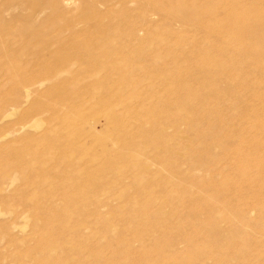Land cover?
<instances>
[{
  "label": "bare ground",
  "instance_id": "bare-ground-1",
  "mask_svg": "<svg viewBox=\"0 0 264 264\" xmlns=\"http://www.w3.org/2000/svg\"><path fill=\"white\" fill-rule=\"evenodd\" d=\"M40 1L39 11H54L52 17L43 20L40 25L28 20L26 27L20 25L13 30H5L6 34L15 31L18 38L28 34L29 39L25 44L28 47L32 45L30 53L33 58L26 59L21 67V50L14 58L16 61L8 57L6 69L10 78L18 81L20 88L24 83V89L22 100L21 97H13V104L4 113L9 115L18 111L24 99L35 95L38 103L33 108L37 112L46 110L49 115L44 120L38 114L31 124L21 123L37 129L45 124V128L38 134H27L21 138L17 135L21 124L12 125L5 131L17 137H12L2 146L11 159V166L10 173L5 171L0 174L2 183L11 178L21 180V175L25 176L27 173V184L36 191L44 192L46 197L59 194L69 199L62 206L51 201L40 204L39 212L46 223L43 229L54 228L56 231H46L43 235L44 240L41 242L44 241V244L39 249L35 264L194 263L187 261L179 245L185 240L190 243L189 238H183L179 233L171 234L165 228L168 218L161 216L153 219L151 224L144 221L152 220L148 211L155 204L161 211L168 207L171 212H177V207L183 203L180 193L191 191L196 185L192 182L198 179L195 172L206 173L211 165L227 159L229 152L226 151V144L230 136L221 127L227 119L225 112L234 111L241 117L246 110H250L248 106L241 107L244 92L250 90V93L258 94L264 86V77L258 78L259 74H264V12L258 10L260 6L264 8V0H167L168 15L178 19L181 22L179 25H191L195 30L204 31L206 40L192 41L190 44L194 49L187 52L181 50L185 41H168V50H155L157 46H153L155 43L149 39V17L152 14L146 5L140 10V27H136L130 19H125L124 24L122 20L118 22L113 15L116 5L122 6L126 15L133 12L127 5L137 0H92L90 8H94L90 12L95 15L94 18L99 14L95 9L98 3L104 6V14L109 17L113 15L101 35L94 31L98 27L91 26L93 20L84 15L77 13L62 18L63 9L73 6L77 3L76 0ZM240 1H246L247 6L242 7ZM35 12L37 10H33L28 16L33 18ZM78 22L81 23L80 28H76ZM165 28L176 33L171 23L166 24ZM48 30L55 33H52L50 39L44 34ZM62 30L71 33L69 39L62 38ZM124 32L125 35H122ZM119 37L122 38L114 39ZM165 41L156 42L164 46ZM3 45L4 42L0 41V52ZM34 65H39L42 72L26 77L28 67ZM171 68L174 73L170 72ZM149 70H155L156 73L151 74ZM95 73L100 75L93 78ZM139 74V83L169 80L181 84L192 79L196 87L202 90H183V95L196 94L204 99L199 102L178 99L163 104L145 102L138 111H157L165 116L147 121L146 123L150 122L154 126L152 129L145 128L144 120L139 122L137 130L140 133L138 139H135L128 133L129 125L121 110L126 113L138 111L130 106V102L125 104L124 100L114 98L116 91L119 93L114 87H128L133 83L131 78ZM32 76L36 80L33 81ZM219 84L234 86V93L239 99L227 100L229 104L216 99L215 106L209 108V101L205 96L219 97L228 94L225 89H216ZM102 87H107V90L101 92ZM259 95L262 96L261 93ZM252 109L255 110L256 107ZM260 110H264V103L259 104L258 112ZM85 111L95 115L103 114L102 120L107 125L112 124L115 130L103 132L102 129H96L98 127L95 128V123L100 117H93L89 122L83 118ZM85 122L90 126L89 131L82 128ZM261 123V120H253L252 126L259 127ZM201 124L207 125L206 132L197 131ZM182 125L189 132L187 136H182ZM58 128H71L72 132L54 135ZM86 136L91 137L100 147L98 152H86L84 145H70L72 139L81 140ZM108 137L113 141V157L105 154L109 150L105 144ZM194 137H203L207 144L195 153L177 150L169 152L179 144L184 151H188L190 145L183 144L182 140L190 142ZM235 143L243 144L244 138L238 137ZM150 149L153 150L152 154L149 153ZM231 155L232 158L243 161L264 160L257 153ZM179 161L185 162L187 169L181 170ZM41 163L46 165L47 170L39 167ZM151 164L156 165L155 169L151 168ZM221 171L216 169L217 175ZM224 176L227 177V174ZM203 187V184H198L201 195ZM220 189L227 192L225 187ZM131 190L133 192L129 194ZM156 190H161L167 203L160 202L162 194H158ZM115 191H118L114 196L118 206L114 208L109 205V211L102 212L97 194ZM35 192L26 199L37 197ZM126 196L132 198L129 204L127 200H122ZM136 197H147L150 201L141 204L138 209V202L133 201ZM218 204L220 203H214L213 206ZM225 207L226 205H222L223 209L210 211L209 225H205L207 230L204 232L198 228L197 234L200 231L205 240L219 245L228 238L239 237L242 231L256 234L261 228L264 229V219L257 225H250L246 222V216L240 215V212H222ZM70 208L78 211L73 214L67 211ZM52 210L55 212L51 214ZM115 218H119L121 224H117ZM55 219L60 222L53 226ZM222 220L229 226L221 228L219 222ZM144 223H149L150 226ZM37 226L35 224V228ZM228 247L230 246L226 245L225 249ZM199 249L203 253L198 257L203 258L209 254L216 264H232V253H220L206 246ZM191 250L195 252V249ZM239 251L243 253L245 249ZM199 252L197 250L196 253ZM13 257L14 264H21V255L15 254Z\"/></svg>",
  "mask_w": 264,
  "mask_h": 264
},
{
  "label": "rangeland",
  "instance_id": "rangeland-1",
  "mask_svg": "<svg viewBox=\"0 0 264 264\" xmlns=\"http://www.w3.org/2000/svg\"><path fill=\"white\" fill-rule=\"evenodd\" d=\"M76 1L77 3H75L73 6L63 9L62 18H67L69 15H75L77 13L81 16L84 15L85 18L93 20L91 22V26H93L94 28L98 27L96 28L97 31L96 29H94V31L100 35L102 31L104 32L106 25L110 24L108 20L110 17L112 19L113 15H115L118 22L122 20L124 24L126 22L124 21L125 19H130L136 27H140V17H142V13L140 10L145 8L146 5L149 13L152 14L149 17L151 22L149 39L151 38V40H153V43H155L153 44V46H157L155 50L159 52H165V50H168V41H185L186 47L183 45L181 50H183V52H187L194 49V47H192L190 44L192 41L206 40L203 30H195L191 25H187L188 27L179 25L181 24V22L178 21V19L176 20L174 17H170L168 15L167 10H169V8L168 6H166L167 0H137L133 4L131 3L127 5V8L133 9V12L126 15H124L121 9L123 7H119L118 4L113 9V15H110V17L104 14V6L98 3L95 7L97 12H99L97 18H94L95 15L90 12V10L94 8H90L92 0ZM239 4L242 7L247 6L246 1H240ZM17 5L20 6L21 9H19ZM40 5V0H8L7 3L4 0H0V41L4 42L3 49L0 52V134L7 131L9 128H11L10 126L12 125L16 126L20 125L21 123L31 124V122L35 118V115L40 114V117H42L44 120L45 117L49 115L46 110L41 109L39 110V112H37L33 108L34 105L38 103L36 101L35 95L29 97L28 99H24L22 104L20 105L21 108L19 107L18 111L13 112L9 115L4 113L6 109H8L11 104H13V97H21L22 100V90L24 89L22 86L24 85V83L21 84L20 88L18 85V81L12 80L10 78V73L6 69L9 62L8 57L12 58L10 60L16 61L14 58L19 50H21V67L24 65L26 59L29 60L33 58L31 55L32 53H30L32 45L28 47L25 44L29 39L28 34L21 35V38H18L15 31L6 34L5 30H13L16 28V26L20 25L21 27H26L28 20L34 22L35 25H40L47 18L54 15V11H51L49 9L40 12ZM33 10H37V12H35L36 14L33 13L34 17L31 18L28 15ZM258 10L262 13L264 12V8L262 6H260ZM102 17L103 20L101 19ZM168 23H171L172 28L175 29L176 33H171L166 30L165 25ZM80 27L81 23L78 22L76 24V28ZM122 28L123 25L121 26V29ZM61 32L62 38L64 37L63 39H69L71 33L68 30H62ZM52 33L55 34L51 30L44 32L45 35L47 34L48 39L51 38ZM122 35H125V32ZM120 38L122 37L114 39ZM157 40H166L164 42V46L158 45V43L156 42ZM39 68V65L28 67L26 77H30L29 75H39L42 72V70ZM170 70L171 73H174L173 68H171ZM154 71L155 70H149L151 74H155L156 72ZM140 74L137 77L135 76L131 78V83H133H130L131 85H129L128 87L122 86L121 88V85H119L118 87H114L115 89L113 88L114 90L119 91V93H117L116 91L114 98L124 100L126 102L125 104H127V102H130V106L135 108L137 111L138 109H140V106L144 105L145 102H149L151 104L159 102L160 104H163L166 101L178 99H193L195 100V102H199L200 100L204 99L201 95L196 94L189 96L183 95V90H193L198 92L202 90L196 87V84L192 79H187L181 84L173 83L169 80L162 81L161 83H152V81L139 83V80L141 79L143 73L141 74V76ZM98 75L100 74L95 73L93 78H95L96 76L98 77ZM32 77L33 78L31 79L33 81L36 80V77ZM262 77H264V74L258 75V78ZM216 89H221V91L225 89L228 94H225V96L221 95L219 97H213L212 95L205 96V98L209 101L207 106L209 108L215 106L214 103L217 102L216 99H219L220 101L224 100L223 103L225 104H229L227 100L239 99L238 95L234 93L235 89L232 85L224 86L223 84H219ZM106 90L107 87L101 88V92H105ZM259 93H261L262 96L259 95ZM259 93L253 94L252 92L250 93V90L244 92L243 97H241L243 99L241 107L244 108L245 106H248V109L250 110H246L244 115L242 114L241 117L240 114L237 115L234 111L225 112V117H227V119L225 124H221V127L230 136L229 138H227L226 144V151L229 152L227 159L225 161H218V163L211 165L210 169L206 173L201 171L195 172L198 179L196 182H192L196 183V185L191 191L180 193L181 198H183V203L177 207V212H171L168 207H164V209L161 211V209L157 208V204L153 205V207L148 211L149 215H151L152 217V220L147 219L144 222H150L151 224V221L153 222V219L156 220V218H159L161 216L166 217L168 219L165 228L169 230L171 234L172 232L174 233V235L179 233L183 238H189L190 243L185 240L184 243L179 244L189 263L194 262L192 264H198L199 262H201V264H216L214 262L213 256H210L209 254H207V256H204L203 258L198 257L200 253H203L199 248L203 249L206 246L207 248H212L214 251H218L220 253L222 251L227 254H234L231 262L232 264H264V229L262 228L258 230L256 234H251L248 231H242V234L239 237L228 238V240L222 241L221 243L225 244L224 246H221L222 244L216 245L215 243L205 240L203 234H201L200 231H198V234L196 232L198 228L204 232L207 230L205 225H209V212L213 209H223L222 205H226L227 207H225V210H222V212H240V215L246 216L247 221H244H246L250 225H257L264 219V160L256 161L255 159H250L243 161L238 158H232L231 155L237 153V155L242 154L244 156L257 153L264 157V147H262L264 146V110H260L258 112L259 104L264 103V86L263 88H261ZM254 107H256L255 110L252 109ZM84 108H86V106ZM121 114L126 116L125 120L129 125L127 126V128L129 129L128 133H131L133 135V138L136 137L135 139H138V135L140 133L137 130V124L139 122L144 120L143 123H145V128L148 129L151 127L152 129V127L154 126H152L150 122H146L151 118H164L165 116V114H159L157 111H154L153 113L140 111L126 113L124 112V110H121ZM102 115L103 114L95 115L93 113L85 111V115L83 118L84 120H91L93 117H100V120L95 123V128L98 127L96 129H102L103 132L105 130H115L113 129L114 126L112 124L107 125L106 122L102 120ZM253 120H261L263 123L258 125L259 127L253 128ZM43 128H45V124L38 129L30 125L23 126L21 124V129H18L17 135L21 136L22 138L27 134H38ZM82 128L84 131H89L90 126L88 122L82 124ZM207 129L208 127L206 124H201L200 129L197 131L206 132ZM70 132H72L71 128H58V130L54 132V135L59 136L65 133L70 134ZM188 134L189 132L187 131L186 126L182 125V136H187ZM17 135L5 132L3 133V137L0 138V174H3L5 171H8L10 173L11 166V159L7 155V151L3 149L4 147L2 146H5L6 142L9 139L14 136L17 137ZM238 137L244 138L243 144L238 145L235 143V140H237ZM245 141L246 145L244 146ZM179 143L181 142L179 141ZM182 143L190 145L188 146V151H184L179 144L169 152L177 150L184 153H195L198 150H201L207 144V141L203 137H194L190 142L187 139H183ZM105 144L109 149L105 154L107 156L113 157L115 152L112 149V139L108 137ZM70 145H84V148L87 149L86 152H98L100 149V147L93 142V139L88 136L82 138L81 140L76 138L72 139ZM149 153L152 154L153 150L150 149ZM223 153L225 152L223 151ZM178 163L182 165L181 170L187 169L188 166L185 164V162L179 161ZM39 167L41 169L47 170L46 165H44L43 163L39 164ZM155 167L156 165L151 164L152 169H155ZM216 169L222 170L220 175H217ZM226 174L227 177L224 176ZM28 176L29 175L26 173L25 176L21 175V180L19 178H11L4 180L2 183L0 182V264H14L15 260L13 256L15 254L21 255V264H35V259L39 252V249L44 244V241L43 243L41 242L43 239V235L46 233V231H56L54 228H50V230L43 229L46 223L44 222V216L39 212L40 204L45 201H51L58 206H62L69 201L68 198L60 196L59 194H52L51 196L48 195L46 197V194L44 192L36 191L33 187L27 184L26 180L28 179ZM198 184L204 185L203 190L201 191L203 192V195H201V193H199L198 191ZM221 187H225V190H227V192L221 191ZM156 191L158 194H162L160 196V202L167 203L166 197L161 192V190ZM32 192H35V194H37L38 196L35 198H31L30 200L26 199V197H28V195H31ZM116 192L118 191L97 194V199L100 201L101 205L100 210L102 212L109 211L111 206H114V208L118 206V202L114 198ZM132 192L133 190H131L129 194H131ZM205 193L206 196H204ZM122 200H127L126 202L127 204H129L130 201H132V198L126 196L125 199L123 198ZM133 201H135L136 203L138 202L137 207L139 209L141 204L147 203L150 200L147 197H136ZM217 202L220 204H218L217 206H213V204ZM189 207L190 209H188ZM67 211L75 214L78 209L70 208ZM125 211H128V209H125ZM54 212V210L50 211L51 214ZM118 219L119 218H115V222L117 224H121ZM59 222V219H55L53 226H55ZM220 222L219 225L221 226V228L229 226V224L223 220ZM35 224H38L36 228ZM144 224L149 225V223ZM226 245H229L230 247H228V249H225ZM191 248L195 249V252H192ZM243 249H245V252L241 253L239 250ZM197 250H199L200 252L196 253Z\"/></svg>",
  "mask_w": 264,
  "mask_h": 264
}]
</instances>
